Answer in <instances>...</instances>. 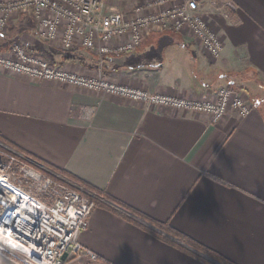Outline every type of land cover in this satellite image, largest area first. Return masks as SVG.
<instances>
[{
    "label": "crops",
    "instance_id": "obj_1",
    "mask_svg": "<svg viewBox=\"0 0 264 264\" xmlns=\"http://www.w3.org/2000/svg\"><path fill=\"white\" fill-rule=\"evenodd\" d=\"M228 1L235 5L229 18L208 13L223 42L219 58L189 30L151 32L121 54L63 51L23 14L0 33V52L20 40L84 76H94L102 61L105 76L151 94L213 97L230 87L252 104L248 115L229 110L212 123L202 114L0 68V137L48 171L67 172L168 222L234 264H264V0ZM80 241L97 259L69 264H206L98 206ZM0 264L18 263L0 253Z\"/></svg>",
    "mask_w": 264,
    "mask_h": 264
},
{
    "label": "built area",
    "instance_id": "obj_2",
    "mask_svg": "<svg viewBox=\"0 0 264 264\" xmlns=\"http://www.w3.org/2000/svg\"><path fill=\"white\" fill-rule=\"evenodd\" d=\"M109 0H0V33L17 15H29L38 36L63 51L75 47L99 56L129 52L151 32L189 30L213 57L223 42L209 27L208 13L229 18L235 5L228 0H147L119 11ZM99 69L84 76L52 64L20 41L0 52V68L32 80L97 91L202 114L217 123L233 110L243 117L252 104L244 93L219 88L213 97L179 98L118 84ZM82 186L49 172L27 154L0 141V253L18 264H69L97 255L85 248L80 235L89 227L95 204ZM66 255V256H65ZM65 256V257H64Z\"/></svg>",
    "mask_w": 264,
    "mask_h": 264
},
{
    "label": "trees",
    "instance_id": "obj_3",
    "mask_svg": "<svg viewBox=\"0 0 264 264\" xmlns=\"http://www.w3.org/2000/svg\"><path fill=\"white\" fill-rule=\"evenodd\" d=\"M0 141L9 144L6 140L0 137ZM12 148H16L14 145L9 144ZM21 151V150H19ZM22 152V151H21ZM24 153V152H23ZM26 154V153H25ZM28 155V154H27ZM29 156V155H28ZM31 157V156H30ZM32 158V157H31ZM34 159V158H33ZM43 166H47L43 164ZM48 167V166H47ZM53 171L62 174L69 178L70 180L82 186L90 194H86L91 201L94 202L95 206L105 208L121 217L130 223L141 228L143 231L151 234L158 240L175 247L192 257L205 262L206 264H234L233 262L222 257L220 254L216 253L212 249L204 246L203 244L190 238L183 232L172 227L168 222L157 221L127 205L120 202L119 200L113 198L112 196L106 194L104 191L95 188L94 186L78 179L77 177L64 172L59 171L55 168H51Z\"/></svg>",
    "mask_w": 264,
    "mask_h": 264
},
{
    "label": "rangeland",
    "instance_id": "obj_4",
    "mask_svg": "<svg viewBox=\"0 0 264 264\" xmlns=\"http://www.w3.org/2000/svg\"><path fill=\"white\" fill-rule=\"evenodd\" d=\"M147 0H109V5L119 11H128L133 8L137 3ZM57 48V47H56ZM61 50V49H60ZM41 54V53H40ZM45 57V56H44ZM2 142V141H1ZM6 144V143H5ZM9 145V144H6ZM47 170V169H46ZM51 172V171H49ZM53 173V172H52ZM54 174V173H53Z\"/></svg>",
    "mask_w": 264,
    "mask_h": 264
},
{
    "label": "water",
    "instance_id": "obj_5",
    "mask_svg": "<svg viewBox=\"0 0 264 264\" xmlns=\"http://www.w3.org/2000/svg\"><path fill=\"white\" fill-rule=\"evenodd\" d=\"M65 256H66V255H65ZM65 256H64V257H65Z\"/></svg>",
    "mask_w": 264,
    "mask_h": 264
}]
</instances>
